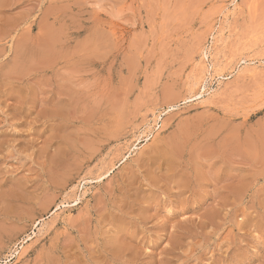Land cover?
<instances>
[{"label":"rangeland","instance_id":"obj_1","mask_svg":"<svg viewBox=\"0 0 264 264\" xmlns=\"http://www.w3.org/2000/svg\"><path fill=\"white\" fill-rule=\"evenodd\" d=\"M263 150L264 0H0V264H264Z\"/></svg>","mask_w":264,"mask_h":264},{"label":"bare ground","instance_id":"obj_2","mask_svg":"<svg viewBox=\"0 0 264 264\" xmlns=\"http://www.w3.org/2000/svg\"><path fill=\"white\" fill-rule=\"evenodd\" d=\"M45 52V51H44ZM214 66V65H213ZM220 75V74H219ZM221 76V75H220ZM206 82H207V80H206V77H205V79H203V83H202V86L204 87L203 89H202V91H200L199 93H195L194 95H192L191 96V98L189 99V100H186V102H188V101H194V100H197V99H200V98H202L203 96H204V93H205V87H206ZM201 86V87H202ZM175 108V106L174 105H169V110L168 111H171V110H173ZM168 111L165 113V114H167L168 113ZM164 115V114H163ZM151 139V137H148V138H146V140L148 141V140H150ZM261 144V143H260ZM263 144V143H262ZM137 147V146H136ZM142 147V146H141ZM141 147H137V149H140ZM257 148V147H256ZM264 151V150H263ZM41 224V221H39L38 223H37V225L39 226ZM33 233V232H32ZM37 232L35 231L33 234H36ZM32 236H34V235H32ZM32 236H28V239L27 240H29ZM23 247L24 246H21L20 247V249H23ZM118 251V250H117ZM21 252V250H19L17 253H20ZM16 253V252H15ZM13 256V255H12ZM10 258H12V257H10ZM11 260V259H10ZM5 263V262H4Z\"/></svg>","mask_w":264,"mask_h":264}]
</instances>
